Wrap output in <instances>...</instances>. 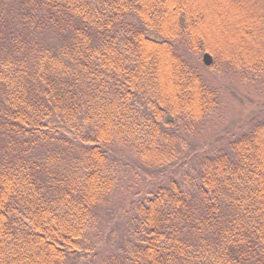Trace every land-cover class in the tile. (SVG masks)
<instances>
[{
	"label": "trees",
	"instance_id": "1",
	"mask_svg": "<svg viewBox=\"0 0 264 264\" xmlns=\"http://www.w3.org/2000/svg\"><path fill=\"white\" fill-rule=\"evenodd\" d=\"M239 3L0 0V264H264V89L222 111L219 72L264 83Z\"/></svg>",
	"mask_w": 264,
	"mask_h": 264
},
{
	"label": "rangeland",
	"instance_id": "2",
	"mask_svg": "<svg viewBox=\"0 0 264 264\" xmlns=\"http://www.w3.org/2000/svg\"><path fill=\"white\" fill-rule=\"evenodd\" d=\"M224 7L226 10L227 6H233L234 10L237 12V16L243 15V6L241 7V4L239 3V0H212ZM215 10L217 9L214 6ZM223 31L227 32L229 34L228 29L223 28ZM226 33V34H227ZM248 42L256 43V39L254 37H250L247 40ZM242 43V42H241ZM245 44V43H242ZM259 47V46H258ZM203 56H201L202 60ZM214 63V57L212 56V63ZM219 76L221 79L226 81L230 85L226 88L229 90L235 89L231 93L223 92L224 98H226L224 109H222L223 113H225L226 120L229 121L228 123L231 124L234 122H239L236 120H243L246 118L251 112L256 111L260 108H262V96H261V90L264 89V83L262 81H256L252 83V81L245 82L242 84H236L237 80H234L233 77L228 76L226 74H221L219 72ZM239 94V95H238ZM225 126V125H224Z\"/></svg>",
	"mask_w": 264,
	"mask_h": 264
},
{
	"label": "water",
	"instance_id": "3",
	"mask_svg": "<svg viewBox=\"0 0 264 264\" xmlns=\"http://www.w3.org/2000/svg\"><path fill=\"white\" fill-rule=\"evenodd\" d=\"M203 61H204V63H205L206 65H211V63H212V56H211V54H209V53H205V54L203 55ZM168 117H169L170 120H173V118H172L171 115H169Z\"/></svg>",
	"mask_w": 264,
	"mask_h": 264
}]
</instances>
